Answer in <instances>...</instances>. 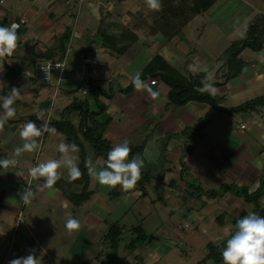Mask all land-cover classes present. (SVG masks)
<instances>
[{
    "label": "crops",
    "instance_id": "1",
    "mask_svg": "<svg viewBox=\"0 0 264 264\" xmlns=\"http://www.w3.org/2000/svg\"><path fill=\"white\" fill-rule=\"evenodd\" d=\"M13 1L21 13L11 15V6L7 11L0 10V264H169L166 259L171 250L163 243L153 244L158 238L152 235L130 247L132 237L123 246L126 253L122 257L117 254V244L112 250L103 240L108 226L120 222L132 209L140 220V208L147 199L155 210L160 208V203L165 206L167 201H180L186 207L183 217L192 214L197 220V227L188 237L171 228L167 233L174 244L181 240L190 245L189 237L191 240L199 235L208 237L203 248L209 252L195 264L203 259V264H222L206 258L214 249L223 252L231 264H240L243 256H248L244 264H262L264 220L258 211L253 213V201L247 200L246 195L256 194L263 183L257 204L264 209V103L245 112L223 109L264 97V39L259 50L243 49L239 53L243 67L230 81L223 82V69L217 58L246 24L259 21L264 27V0H214L199 14L192 12L193 0ZM214 8L224 10L222 21L217 22L218 16L212 14L206 15V20L211 25L214 22L226 25L219 32L222 42L216 35L218 41L211 39L209 45L200 44L194 38L199 28L194 27L191 34L197 48L193 53L200 56L192 61L186 59L190 37L185 30ZM124 31L127 34L123 35V41L128 45L121 53L103 44L101 33L116 38ZM67 32L68 40L60 43L57 51L55 44ZM20 47L28 48L20 54ZM67 47L69 52L58 86H55V73L48 83H37L31 78L30 65L62 58ZM153 56L185 77L202 71L203 89L215 99L216 106L193 100L173 104L167 96V85L158 77L152 78L156 80L154 85L145 78L123 92ZM82 57L92 62L85 63ZM93 87L110 93L107 98L97 96L103 108L94 120L105 122L101 138L111 150L120 146L138 147V154L146 162L154 163L155 172L162 141L164 159L160 174L140 176L148 177L142 181L148 189L138 185V179L131 189L125 190L123 178L117 182L116 161L104 162L79 132L75 134L76 144L66 142L56 125H49L41 138L32 131L33 124L42 122L55 100L58 106L51 112L50 123L65 119L75 129L78 111L62 113V110L85 101L88 110L94 111ZM79 88L85 93H80ZM198 121L205 122L198 135L185 132ZM240 124L244 125L241 132L237 129ZM44 141L43 151H38ZM79 146L89 175L85 185L76 181L67 189L78 196L84 191L87 196L72 204L58 184L69 182L78 167ZM50 170L57 172L45 178ZM30 175L35 176V196L30 201V210H24L23 222L20 209ZM192 183L195 186L191 189ZM90 184L103 186L100 191H93ZM115 186L118 194L110 198ZM196 186L201 192L193 191ZM146 189H158L163 193L162 200ZM68 204L72 206V219L81 214L80 229L85 224L88 227L80 230L77 239L65 235L67 240L55 246L57 235L52 231L51 221L60 220L59 208H68ZM245 216L239 224L238 238L234 239L238 230L234 221ZM21 222L27 224L23 229L18 225ZM129 228L132 232L133 227ZM141 230L147 237L148 232Z\"/></svg>",
    "mask_w": 264,
    "mask_h": 264
},
{
    "label": "trees",
    "instance_id": "2",
    "mask_svg": "<svg viewBox=\"0 0 264 264\" xmlns=\"http://www.w3.org/2000/svg\"><path fill=\"white\" fill-rule=\"evenodd\" d=\"M213 1L214 0H193L192 12H194L195 14H199L200 12L204 11L208 6H210ZM126 32L127 31L122 32L120 36L116 38L108 37V35L104 33H101L100 36H102L104 40L103 44L106 45L109 48V50H113L116 53H121L128 45L125 44L123 41V35L127 34ZM68 34H69L68 32L63 34V36L61 37L62 42L68 40ZM263 36H264V27L262 26V23H260L259 21L248 23L246 24L244 29L239 33V35L230 42L229 46L220 53V55L217 58V61L220 63L219 67L223 69V73L221 76L223 82L230 81L231 79L238 76V74L240 73L243 67V62L238 57L239 53L243 49H249L252 51L259 50L262 44ZM154 77H158L163 84L167 85L168 87L167 96L170 102L173 104L182 105L187 101L193 100V101L205 102L214 107L216 106L215 99L211 97L203 89L204 73L202 71H197L196 73L188 77H185L180 73H178L176 70L172 69L157 56H153L150 59L149 63L145 66V68L142 71H140L138 74H136L132 78L129 85L123 88L122 91L127 92L131 90L139 80L145 78L152 79ZM214 84L218 85L219 83H214ZM91 91L95 105L94 111L88 110L85 101L76 102V104L73 103L62 110V113L73 109H76V111H78L79 121L75 129L65 119L59 120L54 123H50L49 120L46 129L49 125H53V126L56 125L57 129L64 133L66 142H72L76 144H78V141L76 140L75 134L76 132H79L80 135L90 143L94 153L101 155L104 158V162L109 163V161H112L114 163L116 161L115 172L119 173V179L117 182L120 183L124 176L123 169L127 167V161L131 157L139 153V148L120 146L116 150H111L108 147V145L101 138V133L105 126V122H98L95 121L94 119L96 115L102 112V108H103L102 103L98 100L97 96L101 95L107 98L110 96V93L109 94L105 93L103 89H101L100 87H93ZM263 103H264V97H258L234 107L224 108L223 111L232 112V113L245 112ZM204 124H205L204 121H198V123L194 127L186 129L185 132H187L191 136L198 135ZM78 154L80 157L79 165L76 169H74L71 179L67 183L58 184L59 190L70 202H72V204L79 203L83 198H85V196H87V193L84 191L81 192L78 196L69 192V190L67 189L68 188L67 186H69V184L76 183V181L83 182L84 185L87 182L89 171L86 164L82 162V148L80 146L78 147ZM1 161H2V156L0 153V164ZM223 188L226 187H222V189ZM262 190H263V183L261 186L257 188L256 194L246 195L247 200L250 199L251 201H253V213L255 214L259 209L257 204V199L262 193ZM210 194H214V193L211 192ZM243 218H247V217L245 216L234 221V224L238 227L234 239L238 238L240 232L239 224L243 220ZM119 234H120V229L115 222L110 224L106 229V232L103 235V240L110 249L112 250L115 249V246L119 238ZM132 234L134 235V237L128 244V246L130 247L138 243H141L146 238L141 228L138 226L132 228ZM216 250L217 249H214L213 251L208 253L206 255V258L213 259L214 261H219L222 264H231L230 259L227 258L223 252L217 253ZM203 263H204V259L202 261V264Z\"/></svg>",
    "mask_w": 264,
    "mask_h": 264
},
{
    "label": "rangeland",
    "instance_id": "3",
    "mask_svg": "<svg viewBox=\"0 0 264 264\" xmlns=\"http://www.w3.org/2000/svg\"><path fill=\"white\" fill-rule=\"evenodd\" d=\"M3 3L0 4V10L4 11L8 9V6H11V8H13V10H11V15L16 16L19 12L21 13V10H19L17 7L16 2H14L13 0H2ZM20 6V5H19ZM15 8V9H14ZM216 9L214 8L212 12L209 13H204L202 14L199 18L196 19V21L194 23H192V27H189L186 31V33H188V36L190 37V44H187L186 47V51L184 54L186 56V59L191 60L195 57L200 56L197 52L193 53V49L197 48V46L193 43V36L191 33H194L195 30H193L194 27L199 28L198 32L194 35V38L199 39L200 44L204 43L205 46L209 45L210 40H217V37H215L216 35L218 36V40L219 42H222V39L219 38V32L220 30H224L226 27V25L221 24V25H217L216 22L211 23L209 21L206 20L208 14H212V17H217V22L222 21V15H225V12H223L224 10H220V11H216ZM223 12V13H222ZM207 15V16H206ZM13 16H10L11 18H13ZM80 20V19H79ZM196 25H200L196 26ZM216 26V27H215ZM215 27V28H214ZM69 29H72V24H70ZM203 29V33H200V30ZM99 30H102V28L100 27ZM98 30V33H100ZM212 32H209L211 31ZM221 30V31H222ZM237 30V29H236ZM235 30V31H236ZM73 31H75V26H73ZM200 34V35H198ZM69 38V37H68ZM217 40V41H218ZM62 43V41L57 42L54 46V48L56 47L57 51L60 50V46L59 44ZM72 43V48L76 49V46ZM221 44V43H220ZM218 44V45H220ZM184 47V45L182 46V48ZM28 47H20V54L24 53V50H26ZM33 65H30V69L32 70ZM210 76V80L211 79V75ZM208 76V77H209ZM58 106V102L55 100L54 102H52V105L49 109V113L51 115V112L56 109V107ZM44 118V115H43ZM34 132V131H33ZM160 143V141H159ZM45 146V141L44 143L41 142L39 144L38 147V151L44 149ZM57 170H50V174L46 175L45 178L48 177H52V174L56 173ZM33 177L32 182H30L31 178ZM35 176L30 175V178H28L27 182H26V187H25V195L23 197V203L21 204V209L20 212L23 214V216L21 217L23 220V218H25L24 214L26 215L24 210H27V212L30 210L31 206V199L35 196L34 195V186H35V182H34ZM148 177L144 178V177H140L139 181H138V185L142 184V181L147 180ZM142 187H145V183L142 184ZM190 188L192 189L195 185L192 183L190 184ZM100 186H103L102 184H90V189L91 190H95L98 189L99 191ZM141 188V186H138ZM148 189V187H145ZM131 189V187H125V190H129ZM147 193H153L156 197H159L160 200H162V196L163 193L160 192L158 189L156 190H147ZM112 193H110V198L116 196L118 194L117 191V187L115 186L114 189H111ZM175 192H178L177 189L174 190ZM193 191L195 192H201L200 189L197 188V186L195 187V189H193ZM110 192V191H109ZM149 196L151 197V194H149ZM155 198V197H154ZM152 198V199H154ZM179 202V203H178ZM178 202H170L167 201V204L164 206L163 204L160 203V208L158 210H155L152 206H150L149 204V199L147 200H143V206L140 208V220L139 217L134 214V209H132L130 212H128L124 218L118 222L117 221V226L119 227V229L121 230V228H123L122 233L120 234L118 241H117V254L118 256L122 257L125 256L126 250L123 249V246L126 245L130 239L132 237H134V235L132 234L129 226H132L133 228L136 227L137 225H141V228L146 231V233L148 234L146 237V240H148L150 238V236L152 235L155 238H158V242L153 241V244H157V245H161L162 243L165 244L164 247L170 249L171 253H168L167 256V261H169V264H195L196 261L201 260L203 254L206 252H209L207 249L204 250L203 248V244L206 242L205 238H208L207 236L204 237L202 235L199 236H195V240L193 237V240H191L192 238L189 237L190 239V245L189 243L185 244L184 242H182L181 240L172 242V237L170 235H167L168 230L171 229H175L177 231H179V233L183 234V235H188L190 233H192V231H194V229L197 227V220L193 217L192 214H186V216L183 217L182 212L185 210V205L182 204L180 201ZM67 205V204H66ZM35 206V205H34ZM55 206V204H54ZM62 206V205H61ZM164 206V207H163ZM59 207V205L57 206ZM68 208H59L62 210V216L60 218V220H56V218L51 221V228L52 231L57 235L56 236V245L58 246L60 245L62 241H65V235H68L69 238L71 240H75L78 238V236H80V230L83 231V229H86L85 227H88L87 224H85V227L83 229H80V224H82V219H81V214H79L78 216L75 217V219H72V215H71V204H68L67 206ZM136 208V207H134ZM23 209V211H22ZM260 209V208H259ZM136 210V209H135ZM38 213V211H36ZM21 214V215H22ZM20 215V213H19ZM137 220V221H136ZM24 222V220H23ZM19 223V227L21 229L24 228V225L26 226V223ZM86 222V221H84ZM109 222V221H108ZM87 223V222H86ZM107 223V222H106ZM79 224V226H78ZM108 224V223H107ZM184 224L186 225V227H184ZM123 226V227H121ZM37 227V226H36ZM35 227V228H36ZM39 228V226L37 227ZM36 228V229H37ZM79 228V229H78ZM61 229L63 230V232L61 233ZM78 229V230H77ZM68 231L67 233L65 232ZM77 231V232H76ZM188 237V236H187ZM67 240V239H66ZM41 251V249L39 250ZM58 254V253H56ZM59 254H64V253H59ZM88 256V254H87ZM86 256V257H87ZM56 257V255H55ZM54 257V258H55ZM248 256H243V258H241L242 262H239L240 264H244L246 263V261ZM62 259V258H61ZM249 262V261H248ZM247 262V263H248ZM202 264V263H200ZM264 264V261L263 263Z\"/></svg>",
    "mask_w": 264,
    "mask_h": 264
},
{
    "label": "built area",
    "instance_id": "4",
    "mask_svg": "<svg viewBox=\"0 0 264 264\" xmlns=\"http://www.w3.org/2000/svg\"><path fill=\"white\" fill-rule=\"evenodd\" d=\"M22 22V20H20ZM264 39V37H263ZM69 52V48L67 47L65 49L64 55L62 58L59 59H46V60H41L38 61L32 70L31 73V78L37 82V83H48L51 79V74L55 73V86H58L60 80H61V74H62V70L64 68L65 65V57L67 56ZM82 60L85 63H91L92 60H90L88 57H82ZM156 83L155 79H150L149 80V84L154 85ZM78 91L82 94L85 93V90L83 88H79ZM49 118H50V113L49 111L46 112V114L44 115V118L42 120V122H36L33 124V126L31 127L32 131H34V133H36L40 138L43 136L44 131L46 129V126L49 122ZM238 131H242L244 129V125L240 124L238 125ZM19 216V214H18ZM17 219L19 220V218L17 217ZM35 242L33 243L32 247L35 248Z\"/></svg>",
    "mask_w": 264,
    "mask_h": 264
},
{
    "label": "water",
    "instance_id": "5",
    "mask_svg": "<svg viewBox=\"0 0 264 264\" xmlns=\"http://www.w3.org/2000/svg\"><path fill=\"white\" fill-rule=\"evenodd\" d=\"M163 146L162 141L160 144V157L156 162L157 170L154 172V163L146 162L140 154H136L127 161V167L124 170L123 183L127 187L134 186L137 183L140 176L148 174L150 177H157L163 166ZM258 216L264 220V209L258 210Z\"/></svg>",
    "mask_w": 264,
    "mask_h": 264
}]
</instances>
